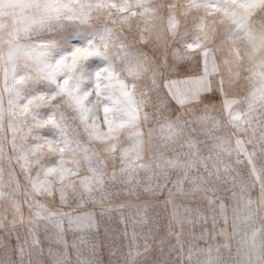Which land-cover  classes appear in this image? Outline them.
<instances>
[{"label":"clouds","instance_id":"obj_1","mask_svg":"<svg viewBox=\"0 0 264 264\" xmlns=\"http://www.w3.org/2000/svg\"><path fill=\"white\" fill-rule=\"evenodd\" d=\"M112 2L0 0V96L23 86L47 97L42 112L59 126L33 134L62 149L25 170L0 119V264H264V7L240 30L213 11L231 0H131L124 13ZM92 46L103 55L69 80L86 94L85 118L58 87L68 70L55 83L45 73ZM105 68L131 102L101 141L90 125L108 133L110 101L95 88ZM173 81L199 87L177 93ZM61 158L72 175L38 187ZM69 215L91 225L70 229Z\"/></svg>","mask_w":264,"mask_h":264},{"label":"snow or ice","instance_id":"obj_2","mask_svg":"<svg viewBox=\"0 0 264 264\" xmlns=\"http://www.w3.org/2000/svg\"><path fill=\"white\" fill-rule=\"evenodd\" d=\"M11 2L18 3L19 0H11ZM130 3L131 0H120V4L118 5L120 11L122 13L127 12ZM231 4V7L223 8L217 5L213 8V11H220L225 14L233 21L238 29L244 30L247 25L248 17L252 15L257 8L264 7V0H231ZM98 7L103 12H107L110 7H117V5L113 3L112 0H98ZM84 18H87L86 15ZM122 19L127 21L128 16L124 15ZM110 38L111 33L106 32L103 39L108 40ZM93 55H103V53L95 46L77 49L73 53L70 62L65 63L64 60H60L54 67L49 66L48 71L45 73L47 78L55 83L57 75L61 74L64 70H68L70 74L69 78L65 79L63 83H60L58 87L61 92L67 93L70 98L73 99L78 108L82 110L85 118H87L89 112V109L84 106L86 94L85 96H78L77 90L79 88V82L73 81L70 85L69 80L71 79V70L76 67V64ZM171 87L175 89L177 93H182L188 88H198L199 84L196 82L189 84L186 81H173ZM95 88L98 96H102L110 101V104L105 105L103 108L106 114V123L109 126L108 133L100 131L98 124L90 125V127L93 128L92 135L94 138L104 141L121 126L112 119L111 113L123 108L125 101L131 102V92L128 86L123 81L119 80L109 68L101 69L95 73ZM114 93L116 94L114 95ZM46 103L47 97L45 96H40L38 99L29 98L23 86L9 88L6 96H0V119H2L3 114L6 112L9 117L11 144L17 152V158L22 162L25 170L29 169L40 155L62 152V149L58 148V145L61 144L60 140H48L42 136L33 134L34 130L43 127L59 126V118L56 114L51 113L45 115L42 112V107ZM225 103L226 107H230V101H226ZM25 118L30 121V125L26 130L22 128ZM29 135L31 136L32 143L26 145L24 143V137ZM71 175L72 170L65 166V161L61 158L55 167H50L44 172L43 178L37 176L34 183H36L38 187H43L47 183V178L49 176H58L61 180H66ZM59 223L61 229H63L65 221L62 219ZM67 225L70 229L88 228L91 225V221L87 216L74 217L69 215L67 216Z\"/></svg>","mask_w":264,"mask_h":264}]
</instances>
